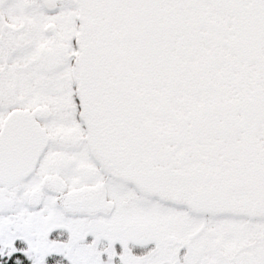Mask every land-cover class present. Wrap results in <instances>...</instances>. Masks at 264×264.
<instances>
[{
    "label": "snow or ice",
    "instance_id": "obj_1",
    "mask_svg": "<svg viewBox=\"0 0 264 264\" xmlns=\"http://www.w3.org/2000/svg\"><path fill=\"white\" fill-rule=\"evenodd\" d=\"M0 264H264V0H0Z\"/></svg>",
    "mask_w": 264,
    "mask_h": 264
}]
</instances>
